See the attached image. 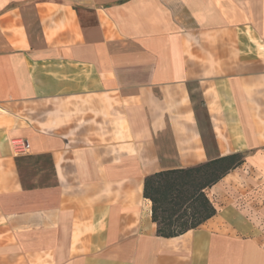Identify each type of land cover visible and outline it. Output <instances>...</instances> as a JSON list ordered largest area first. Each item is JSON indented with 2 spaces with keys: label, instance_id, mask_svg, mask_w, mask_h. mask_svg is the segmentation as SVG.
<instances>
[{
  "label": "crops",
  "instance_id": "obj_1",
  "mask_svg": "<svg viewBox=\"0 0 264 264\" xmlns=\"http://www.w3.org/2000/svg\"><path fill=\"white\" fill-rule=\"evenodd\" d=\"M236 153L158 236L145 178ZM0 264H264V0H0Z\"/></svg>",
  "mask_w": 264,
  "mask_h": 264
},
{
  "label": "trees",
  "instance_id": "obj_2",
  "mask_svg": "<svg viewBox=\"0 0 264 264\" xmlns=\"http://www.w3.org/2000/svg\"><path fill=\"white\" fill-rule=\"evenodd\" d=\"M244 162V155L236 153L195 167L147 176L144 197L152 203V220L158 236L178 237L213 218L218 210L209 190Z\"/></svg>",
  "mask_w": 264,
  "mask_h": 264
},
{
  "label": "built area",
  "instance_id": "obj_3",
  "mask_svg": "<svg viewBox=\"0 0 264 264\" xmlns=\"http://www.w3.org/2000/svg\"><path fill=\"white\" fill-rule=\"evenodd\" d=\"M12 145L17 153H24L29 150L30 145L24 140L12 141Z\"/></svg>",
  "mask_w": 264,
  "mask_h": 264
}]
</instances>
